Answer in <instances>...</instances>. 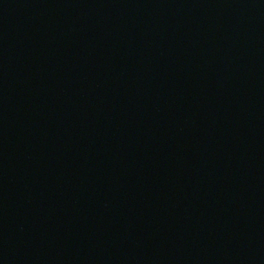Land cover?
<instances>
[{"label": "water", "instance_id": "1", "mask_svg": "<svg viewBox=\"0 0 264 264\" xmlns=\"http://www.w3.org/2000/svg\"><path fill=\"white\" fill-rule=\"evenodd\" d=\"M0 264H264V0H0Z\"/></svg>", "mask_w": 264, "mask_h": 264}]
</instances>
